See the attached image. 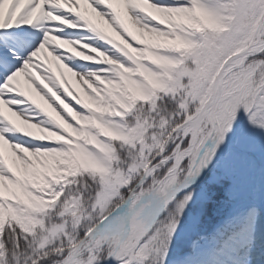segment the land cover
<instances>
[{"label":"snow or ice","instance_id":"6c2138e0","mask_svg":"<svg viewBox=\"0 0 264 264\" xmlns=\"http://www.w3.org/2000/svg\"><path fill=\"white\" fill-rule=\"evenodd\" d=\"M0 264H264V0H0Z\"/></svg>","mask_w":264,"mask_h":264},{"label":"bare ground","instance_id":"6f19581e","mask_svg":"<svg viewBox=\"0 0 264 264\" xmlns=\"http://www.w3.org/2000/svg\"><path fill=\"white\" fill-rule=\"evenodd\" d=\"M71 83H72V85L75 87V89H76L77 91H80L78 85L75 84L74 80H72ZM37 99L39 100L38 97H37Z\"/></svg>","mask_w":264,"mask_h":264},{"label":"rangeland","instance_id":"374dc122","mask_svg":"<svg viewBox=\"0 0 264 264\" xmlns=\"http://www.w3.org/2000/svg\"><path fill=\"white\" fill-rule=\"evenodd\" d=\"M73 86V85H72ZM74 87V86H73ZM75 88V87H74ZM41 103H43L42 101H41ZM45 107H46V105H45Z\"/></svg>","mask_w":264,"mask_h":264}]
</instances>
